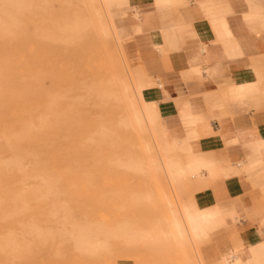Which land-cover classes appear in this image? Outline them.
I'll return each instance as SVG.
<instances>
[{
  "label": "rangeland",
  "instance_id": "obj_1",
  "mask_svg": "<svg viewBox=\"0 0 264 264\" xmlns=\"http://www.w3.org/2000/svg\"><path fill=\"white\" fill-rule=\"evenodd\" d=\"M126 11L0 0V264H203L197 237H165L166 216L197 209L195 187L165 171L181 164L160 121L161 66ZM257 75L244 100L208 107L264 111V57ZM152 228L159 239L135 237Z\"/></svg>",
  "mask_w": 264,
  "mask_h": 264
},
{
  "label": "crops",
  "instance_id": "obj_2",
  "mask_svg": "<svg viewBox=\"0 0 264 264\" xmlns=\"http://www.w3.org/2000/svg\"><path fill=\"white\" fill-rule=\"evenodd\" d=\"M103 4L113 17L127 10L120 22L141 32L146 63L161 66L160 121L173 153H184L171 154L183 168L179 180L195 187L186 202L197 208L188 206L196 215L189 225L203 264H264V111L208 107L220 97L240 102L256 91L264 0Z\"/></svg>",
  "mask_w": 264,
  "mask_h": 264
},
{
  "label": "bare ground",
  "instance_id": "obj_3",
  "mask_svg": "<svg viewBox=\"0 0 264 264\" xmlns=\"http://www.w3.org/2000/svg\"><path fill=\"white\" fill-rule=\"evenodd\" d=\"M161 1L162 3H166V2H171L172 0H161ZM150 112H152V110L143 109V111L141 112L134 110L130 112L129 115H127L126 121L129 125H136V126L141 125V123L144 120H146V116L144 115ZM165 166H167V164ZM165 171L171 172L173 174H178L180 172L181 173L183 172V168L181 165H176V166L169 165L168 167L165 168ZM179 212H180L179 214L176 212H172L169 216H166V218L164 219L165 237L173 241L184 239L187 235L189 237L194 238L195 232L192 228V225L190 226L189 223L196 222V215H194V213H190L188 210V206L186 205L182 206ZM135 237H138L139 239L157 240L159 239L160 234L156 228H152V229L144 230L143 233L142 231H137ZM83 240H85L84 237ZM87 244L88 242L84 244V248H86ZM217 264H222V262L219 261L217 262Z\"/></svg>",
  "mask_w": 264,
  "mask_h": 264
}]
</instances>
